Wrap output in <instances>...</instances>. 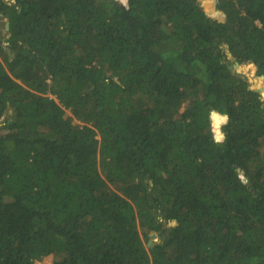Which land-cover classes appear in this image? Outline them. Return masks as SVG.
Returning a JSON list of instances; mask_svg holds the SVG:
<instances>
[{
    "label": "trees",
    "instance_id": "16d2710c",
    "mask_svg": "<svg viewBox=\"0 0 264 264\" xmlns=\"http://www.w3.org/2000/svg\"><path fill=\"white\" fill-rule=\"evenodd\" d=\"M215 2L0 0V264H264V0Z\"/></svg>",
    "mask_w": 264,
    "mask_h": 264
},
{
    "label": "rangeland",
    "instance_id": "374dc122",
    "mask_svg": "<svg viewBox=\"0 0 264 264\" xmlns=\"http://www.w3.org/2000/svg\"><path fill=\"white\" fill-rule=\"evenodd\" d=\"M6 1L14 2V0H6ZM200 1L202 2L203 6L205 5L204 8L206 9L207 12H209V10L207 9L206 4L207 5H210L211 3H212V5L214 4V8L217 10V7L215 5L216 0H200ZM209 13L211 15H213L211 12H209ZM213 17H216V15H213ZM216 18H219V17H216ZM6 24H7V17L0 15L1 31L3 33H8V35H9V31L7 30ZM234 64H235V62H234ZM234 64H233V66H234ZM248 66L255 67L256 65L253 62L239 63V65L235 69L247 77V79L249 80V82L251 83L253 88L258 87L259 85H263L264 84V78H262L260 74H257V69H256L257 67L254 68V73H253V75H251L249 73V71L247 70ZM262 98H264V97L262 96ZM220 130H221V126H220ZM221 132H222V130H221ZM152 240L153 241L150 244H149V240H148L147 244L153 245L154 242L158 241V237L156 236V237L152 238ZM39 264H52V260L50 257H48V258L42 260L41 262H39Z\"/></svg>",
    "mask_w": 264,
    "mask_h": 264
},
{
    "label": "clouds",
    "instance_id": "9594fccd",
    "mask_svg": "<svg viewBox=\"0 0 264 264\" xmlns=\"http://www.w3.org/2000/svg\"><path fill=\"white\" fill-rule=\"evenodd\" d=\"M210 120L212 124L213 140L216 143L222 142L225 139V135L220 131L221 125L228 123L229 117L226 113H220L216 110H212L210 113Z\"/></svg>",
    "mask_w": 264,
    "mask_h": 264
},
{
    "label": "water",
    "instance_id": "95a60500",
    "mask_svg": "<svg viewBox=\"0 0 264 264\" xmlns=\"http://www.w3.org/2000/svg\"><path fill=\"white\" fill-rule=\"evenodd\" d=\"M199 3L202 5V2H201L200 0H199ZM219 12L224 13V12H222V11H219ZM207 13H208V15L213 16V15H211L209 12H207ZM224 14L226 15V13H224ZM218 19H219L220 21L224 22L225 24L228 23L227 15H226V19H222V18H218ZM6 27H7V30H8V24H6ZM249 62H251V61H249ZM238 65H239V62L236 61L235 64H234V68H236ZM255 67H257V66H255ZM256 69H257V68H256ZM261 77L264 78V74H261ZM256 90L259 91V92L261 93V96L264 97V91H263V89H262V86H258V87H256ZM223 134H224V132H223ZM224 135H225V134H224ZM154 237H156V234H155V233H153V234L151 235V239L149 240V244L152 243V241H153L152 238H154Z\"/></svg>",
    "mask_w": 264,
    "mask_h": 264
},
{
    "label": "bare ground",
    "instance_id": "6f19581e",
    "mask_svg": "<svg viewBox=\"0 0 264 264\" xmlns=\"http://www.w3.org/2000/svg\"><path fill=\"white\" fill-rule=\"evenodd\" d=\"M7 24H8V28H9V21H7Z\"/></svg>",
    "mask_w": 264,
    "mask_h": 264
}]
</instances>
